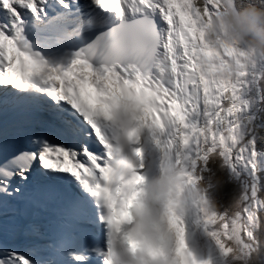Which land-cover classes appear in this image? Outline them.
Instances as JSON below:
<instances>
[{
    "label": "snow or ice",
    "instance_id": "1",
    "mask_svg": "<svg viewBox=\"0 0 264 264\" xmlns=\"http://www.w3.org/2000/svg\"><path fill=\"white\" fill-rule=\"evenodd\" d=\"M236 4L0 0V264H211L174 214L150 233L132 207L149 152L201 184L264 105V54L211 31ZM202 223L223 256L250 247L242 226Z\"/></svg>",
    "mask_w": 264,
    "mask_h": 264
},
{
    "label": "clouds",
    "instance_id": "2",
    "mask_svg": "<svg viewBox=\"0 0 264 264\" xmlns=\"http://www.w3.org/2000/svg\"><path fill=\"white\" fill-rule=\"evenodd\" d=\"M211 31L223 43L246 49L250 55L264 54V5L259 0H237L235 7L213 18ZM143 175L132 207V227L151 233L159 225L164 231L162 218L171 213L186 228L187 218L199 221L205 214H215L205 196L206 186L197 184L183 168L158 163L149 152Z\"/></svg>",
    "mask_w": 264,
    "mask_h": 264
},
{
    "label": "rangeland",
    "instance_id": "3",
    "mask_svg": "<svg viewBox=\"0 0 264 264\" xmlns=\"http://www.w3.org/2000/svg\"><path fill=\"white\" fill-rule=\"evenodd\" d=\"M255 93L254 91L250 94H245L244 95V99H249L250 96H254ZM256 110H257V105L255 103H253L252 105V109L250 112H245L240 114V121L242 122L241 124V132L239 134L238 139L234 138V141L230 142L232 143V153H231V158L228 157H221L222 160H226L227 163L230 165V167L233 169L232 171L235 173V179H234V189L236 191V194H233L229 191H226L224 193L225 196L228 197V199L226 200V202L230 205L229 208H225V211H223V213L217 217H223L224 220L229 223L230 225L233 226H242L244 229H246L247 231L253 232V229L251 227V225H253V222H249L247 219V216L249 214V212L252 211L251 209V205H249V203H245V204H239L240 203V199L239 197H242L243 195H245L246 200H247V194L245 193V189H243L242 191V186L241 184H245V182L242 181L241 178H236L238 176H242V174L249 176V178H255V176L258 173V167H257V159H260L259 161L263 164L264 163V159H262V157L256 155L255 157H252L248 152L244 153L243 156V161H241L240 159H237V157L240 155L239 152V148L240 147H246L244 144L245 142H243L242 146H240L239 148L236 147L237 143L242 142V140L244 139V133H245V127H246V123H248L249 120H253L254 115H256ZM264 155V153H263ZM219 155H214L212 157L209 158L207 165L205 168H202V171H199V173L202 175L203 177V181H201V184L206 186V198L209 202H211L210 205L213 206H219L220 204V200L218 198V194H216V199L217 201H215V197H213L212 195L215 194L217 192V187L218 185L214 184L211 185L208 181L210 179V177L208 176V173L211 172V169L208 170L209 167H212L213 171H215L214 166H212L214 164L213 159L215 157H217ZM258 161V162H259ZM220 165H217L218 168H222V171L227 173L228 170H230L228 168V166L225 164L223 165V162L219 163ZM254 166V169H253ZM218 183V182H217ZM251 188H249V195H248V199L250 200L251 197H254V193L251 194ZM212 191V192H211ZM244 192V194H242ZM213 193V194H212ZM251 195V196H250ZM211 199H210V198ZM233 198L235 199V201H233ZM232 200V203H231ZM245 206L246 210H247V214L246 216L241 215V207ZM251 214V213H250ZM189 223H191V225L186 224V228H185V235L188 234L191 236L190 233V228L192 227L193 229V238L199 243L200 248L202 247V249H206V246L210 245V246H214L215 247V251L213 252L214 255H217V257H215L213 264H227V260L232 263V262H237L238 260L242 261L241 264H244V261L247 260L248 258L245 256L244 252V247L238 242V241H233L232 245L235 249V252H233L230 256L225 257L223 256L219 249L216 248L214 241L211 240V238L208 236L207 232L204 229L203 223H202V218L199 219V222L197 221V217H190V221ZM252 242V239H248L247 237L244 238V243L247 245H250V243ZM202 245V246H201ZM204 247V248H203ZM249 252L251 253V249L250 247H247ZM234 253H236V255H234ZM243 253V254H242ZM234 256V257H233ZM229 257H233V258H229ZM218 258V259H217ZM228 258V259H226Z\"/></svg>",
    "mask_w": 264,
    "mask_h": 264
},
{
    "label": "trees",
    "instance_id": "4",
    "mask_svg": "<svg viewBox=\"0 0 264 264\" xmlns=\"http://www.w3.org/2000/svg\"><path fill=\"white\" fill-rule=\"evenodd\" d=\"M249 121H252L250 123ZM248 123H246L245 127V133H244V139L242 142L237 143L236 147L242 146L243 142H245V146L249 149V153H251L252 149L248 145V141H254L255 142V151L258 156L263 157L264 153V105L257 106L256 115H254L253 120H249ZM259 122V123H257ZM260 159H257V167H258V173L255 176V178H249L247 176H238L236 178H241L243 182H246L245 187V193L247 194V200L246 196L243 195L242 197H239L240 203L239 204H247L251 205L252 211L249 212L253 215V225H251L253 232H252V242L250 243V249L251 253L249 252L248 248L244 250L243 253H245V256L248 258L244 261V264H264V165H261L258 161ZM215 171H213L212 167H209L208 170L211 169V172L208 173V176L210 177L211 181L208 182L214 186V184L218 185L217 192L213 194L212 196L215 197L216 194H218V198L220 200L219 206H217V210L215 213L217 216L221 215L223 211H225V208H229V204L226 202L228 199L227 196L224 195L226 191H229L233 194H236V191L234 189L233 183L235 182V173L232 171L233 169L230 167L228 163L226 165L230 170L223 172L222 168H218L217 165H220V162H223V165H225V162L222 160L221 156H217L213 159ZM221 166V165H220ZM218 182V183H217ZM242 186V185H241ZM249 188H251V194L254 193V197H251V199H248L249 195ZM244 189V188H243ZM242 189V190H243ZM212 192V191H211ZM244 194V192H243ZM251 196V195H250ZM215 201H217L216 197L214 198ZM233 201L235 199L233 198ZM232 203V200H231ZM247 211L245 206L241 207V215L246 216ZM257 217V218H256ZM254 222L256 224H254ZM242 253V254H243ZM236 255V253H234ZM229 260V259H228ZM227 260V264H241L242 261L238 260L237 262L230 263Z\"/></svg>",
    "mask_w": 264,
    "mask_h": 264
},
{
    "label": "bare ground",
    "instance_id": "5",
    "mask_svg": "<svg viewBox=\"0 0 264 264\" xmlns=\"http://www.w3.org/2000/svg\"><path fill=\"white\" fill-rule=\"evenodd\" d=\"M243 188L245 189V187H243ZM209 203L211 204V202H209ZM211 206H212V208H213L214 211L217 210V209H216V208H217L216 206H213V205H211ZM215 214H216V213H215ZM216 216H217V214H216ZM256 218H257V217H256ZM254 224H256V223L254 222ZM189 231H190V233H191V236L188 235V234L185 235V242H186V244H187L189 250L192 251V253H193L198 259H200V260H210V261H211V264H213L215 257H217V255H214V254H213V252L216 250L215 247H214L213 245H212V246L208 245V246H206V249H205V248L202 249V247L200 248V246H199L198 243H194V242L192 241V235H194V233L192 232L193 229L190 228ZM234 252H235V251H234ZM233 257H234V256H233ZM233 257H229V258H233ZM217 259H218V258H217ZM226 259H228V258H226Z\"/></svg>",
    "mask_w": 264,
    "mask_h": 264
}]
</instances>
